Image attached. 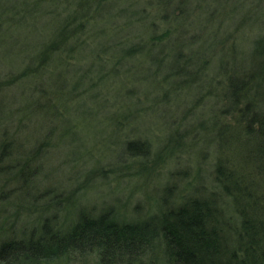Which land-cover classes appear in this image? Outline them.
<instances>
[{
    "label": "rangeland",
    "instance_id": "obj_1",
    "mask_svg": "<svg viewBox=\"0 0 264 264\" xmlns=\"http://www.w3.org/2000/svg\"><path fill=\"white\" fill-rule=\"evenodd\" d=\"M3 1L0 144L7 142L12 155L3 163L17 166L1 171L5 176H0V189L11 191L12 203H5L7 198L0 202L4 216L0 214V222L8 219L7 226H13L7 232L6 227L0 229V242L4 234L19 232L36 217L28 207L38 203L39 192L71 195L76 206L96 213L113 207L112 215L118 214L120 220L139 222L156 214L165 198L164 204L171 208L186 195L216 191L219 159L240 164L239 139L234 135L239 130L229 124L233 122L229 114L236 112L228 110L224 96L226 70L231 72L236 59L264 38V0L199 6L198 0H186L192 10L189 16L181 17L178 7L179 12L174 11L178 18L160 24L158 33L169 34L160 44L177 40L184 29L187 43L192 44L181 52L189 59L198 58L193 79L182 83L165 68L175 51L157 53L145 45L155 33L137 12L132 14L138 10L136 0L119 1L108 19L88 21L82 44L43 55L45 45L65 25V16L74 15L78 7L48 0V9L40 11L28 9L32 0H15L12 7ZM179 37V42L184 39ZM136 45L145 47L127 51ZM131 141L145 142L146 155L128 152ZM252 145L247 143L248 148ZM39 147L42 152L36 155ZM28 159L35 175L29 188L20 192L13 175L6 173L15 174ZM253 168L251 163L247 173ZM68 204L73 208L71 200ZM221 205L231 210L229 202ZM57 213L62 224L72 221L68 208ZM63 264H99V260L89 255Z\"/></svg>",
    "mask_w": 264,
    "mask_h": 264
},
{
    "label": "trees",
    "instance_id": "obj_2",
    "mask_svg": "<svg viewBox=\"0 0 264 264\" xmlns=\"http://www.w3.org/2000/svg\"><path fill=\"white\" fill-rule=\"evenodd\" d=\"M1 1L0 5L4 2ZM6 1H9L11 7L15 5V0ZM43 1L45 5L48 0L30 1L33 4L29 3L28 9L34 7L40 11L47 10ZM51 1L58 4L57 0ZM65 1L71 3L72 9L74 6L78 9L69 18L65 16V25L57 32L56 39L45 45L40 55L52 49L70 50L72 45L82 44L85 41L83 29L88 21L101 20L100 17L108 19L118 10L117 3L127 0ZM198 1L197 6L223 0ZM185 2L186 0H136L138 10H133L132 13L137 12L138 19L148 22V28L155 33L150 42L145 44L149 45V51H175L165 68L169 76H175L176 82L180 83L187 78L193 79L191 71L196 67L194 62L198 64V58L194 57L192 61L181 52L187 49L189 51L192 43H187L189 38L185 37L186 30L182 29L177 40L160 44L159 40L169 34L161 33L163 36L158 33V29L160 24L166 21L168 23L172 18L175 20L180 14L181 17L185 13L189 16L192 10L187 8ZM178 7L181 11L176 15L174 11L179 12ZM78 27L81 29L74 35ZM179 36L184 38L180 42ZM145 45L131 46L127 51H141ZM154 57L158 58V54ZM240 58L242 59H236L231 72H228L230 69L226 70L229 78H226L228 89L224 95L228 101V110L236 112L228 114L232 115L233 122H229L230 126L239 130L234 131L239 143L232 136L229 138L240 145V164L219 159L214 176L215 186H218L216 191L204 194L205 196L203 193L186 195L183 197L184 201L171 208L164 204L165 198L156 214L139 222L120 220L117 218L118 214L112 215L113 207L96 213L89 207L76 206L71 195L65 197L64 194L47 195L39 192L41 198L36 199L38 203H31L28 207V210H35L33 213L36 217L19 232L11 231V234L3 235L0 242V264H63L89 255H95L99 264H264V38H259ZM259 94L263 95V100L258 99ZM250 142L253 143V148L247 147ZM8 146L7 142L0 144V176H5L1 173L2 170L7 171L17 166L3 163L12 156ZM36 150V155H40L41 148ZM127 150L137 155H146L148 152L143 141L128 142ZM29 159L25 164L20 163V170L15 174L6 173L8 177L13 175L12 180L20 185V192L24 187L29 188V181L34 179V170H29ZM251 163L254 165L253 172L248 174L246 167L251 166ZM10 194V190L0 189V202L7 198L5 203L10 205ZM70 200L73 208L68 204ZM224 201L232 205L231 210L221 207ZM39 202L43 203L42 207H39ZM62 207L73 212L70 223L62 224L59 220L57 212ZM18 209L23 212L22 205H18ZM227 211L230 215L226 214ZM1 216L4 217L2 214ZM6 220L7 222L5 219L0 222V229L6 227L4 232L13 226H7L9 220Z\"/></svg>",
    "mask_w": 264,
    "mask_h": 264
}]
</instances>
